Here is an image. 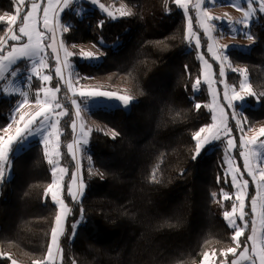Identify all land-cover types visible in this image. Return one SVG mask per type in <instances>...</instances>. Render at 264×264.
I'll list each match as a JSON object with an SVG mask.
<instances>
[{"label": "trees", "instance_id": "1", "mask_svg": "<svg viewBox=\"0 0 264 264\" xmlns=\"http://www.w3.org/2000/svg\"><path fill=\"white\" fill-rule=\"evenodd\" d=\"M99 1L107 6L124 2L133 15L112 20L99 9L83 16L69 14L64 19L73 28L63 39L68 45L98 47L103 54L100 63H87L77 54L72 58L79 73L128 87L135 100L129 111L98 109L91 113L95 122L117 135L113 138L102 131L90 134L89 149L97 173L84 175L85 192L80 201L67 193L76 170V161L67 149L75 135L69 127L72 118L62 124V164L69 169L64 199L71 210L66 234L60 240L63 264H72L73 260L76 264H200L203 253L213 250L220 264V250L234 246L233 229L218 214L216 205L222 200V190L233 195L235 189L226 175L219 148L204 151L193 160V134L212 120L203 107L209 97L207 86L201 83L198 91L193 90L197 78H202V66L195 47L185 39L184 16L173 0ZM5 13L15 14L13 0H0V15ZM6 27V21L0 22V36ZM251 34L252 48L248 52L232 49L229 56L234 65L248 70L250 83L259 95L264 92V26L253 23ZM203 49L220 79L207 44ZM237 77L232 74L229 80ZM39 86L40 81L34 78L33 102ZM65 94L64 88L61 98ZM15 102V98L0 96V128L10 122ZM250 102L256 105L255 98ZM196 103L202 105L200 110L195 109ZM245 112L248 125L264 126V96L259 106ZM238 151V164L244 170ZM157 166L159 182H153ZM11 168V178L5 179L0 188V253L32 264L47 252L58 211L51 197L45 195L53 178L51 166L42 144L32 142L12 155ZM255 193L251 184L248 211ZM231 203L227 200L224 209L229 211ZM73 223H77L74 235ZM249 233L250 226L246 235ZM232 258L228 254V260ZM10 262L0 256V264Z\"/></svg>", "mask_w": 264, "mask_h": 264}, {"label": "snow or ice", "instance_id": "2", "mask_svg": "<svg viewBox=\"0 0 264 264\" xmlns=\"http://www.w3.org/2000/svg\"><path fill=\"white\" fill-rule=\"evenodd\" d=\"M81 0H13L15 6V14L0 15V22L6 21L7 27L4 35L0 36V82L6 83L0 89V95H5L9 100L15 98V104L11 107L9 115V123L0 128V184L6 179V170L11 167V154L15 151L22 150L29 142L30 138L40 137L44 144V155L47 162L52 166L53 175L52 182L45 189V195L51 193V199L58 206L57 214L54 218V226L51 228V239L47 246V252L41 259L32 261V264H57V259L63 261V248L60 246V238L66 234L64 222L67 215L71 211L61 198V190L63 188V175L67 173V169L59 166V157L61 153L60 136L62 129L60 128L61 119L67 116L68 109L58 100L57 94L61 92V87L66 88V99H70L74 108V114L77 118L81 116L83 111L82 105L87 107V103L92 98L107 97L114 98L121 102L124 107H128L135 97L131 95H121L112 91H101L98 88L85 90L83 87L77 89L80 79H91V77H76L73 79V73H69L65 78L63 69L69 68L68 58L73 55L68 50V46L63 39L64 34L68 33L73 25L70 21L64 19L69 14L79 16L82 9L79 7ZM225 0H173V3L183 10L187 19V31L185 39L191 43L195 39L197 49L200 48V38L193 30V18L189 15V6L196 12V22L203 29L204 34L210 41L207 45L208 52L211 53L213 60L219 62V78L214 80L211 74V64L204 60L201 54L198 58L203 62L206 69L209 70L205 75L204 82L208 85L211 101L204 104L211 113L212 123L199 128L193 134L195 141V151L193 160L197 158L208 146L213 142L226 138L225 143V162L228 164V172L231 174V184L237 191L235 193L236 202L232 203L230 211L223 212V218L227 225L233 229L231 241L234 246L220 250V256L223 257L220 264H264V140L259 137L264 136V127L259 130L257 136L248 138L244 132V123L247 117L244 116V105L248 97H254L256 102H260V97L264 96V92L259 95L253 91L252 85L248 79V70L246 68L237 69L231 66L229 56L226 52L228 45H222L216 48L213 41V31L217 30V25L213 21H218L221 25L219 32L222 35L240 34L241 29L234 27L235 24L242 25L243 29H249L244 32L249 41L254 39L250 32L253 16L257 13H264V0H242L246 7H240L236 0H227V3L235 6L238 11L243 13L242 19L233 21L231 17L224 19L222 17L211 16L208 12L209 7L218 6ZM93 5L99 3V0H91ZM258 4V9L253 7ZM99 8L106 12L108 17L115 19L113 12L109 10L103 3H99ZM120 16H131V9H126L125 5H121L117 9ZM228 25V33L224 32L223 25ZM103 21L100 22V26ZM13 41L11 45L8 41ZM75 47V45H72ZM50 50V51H49ZM63 52V61H61L60 53ZM82 58L90 61L99 60L100 56L92 52L81 53ZM55 61V76L59 83L55 87H46L45 82H51L53 76L45 73V69L50 68L49 60ZM231 68L233 72H238L243 79L239 83V88L235 85H229L223 79L226 75L225 64ZM40 81V86L35 89L34 103L38 106V110L34 113L23 111L26 105L32 103L30 93L32 92L33 78ZM21 81L23 87L20 86ZM219 83L224 85L223 101H219V92L213 86ZM201 80L198 77L193 90L198 91ZM43 93V97L41 96ZM71 93V97L67 96ZM80 97V101L72 98ZM196 110H200L202 105L196 103ZM231 109V113L226 112ZM229 116L235 121V127L242 135L239 138V144H236L232 137V128L229 127ZM71 127L73 133L76 131V120L72 121ZM251 131V129H248ZM92 131L91 128H85L84 124H80V135L77 138L74 135L73 143L67 144V149L76 159L75 150L80 149L81 145L88 143V136ZM203 134V135H202ZM113 138L117 133L113 132ZM51 145V151L49 147ZM233 149H239V156L243 158V168L248 177H251L255 185L256 193L250 198V213L245 211V200L248 199L249 180L244 179V172L234 167V157L229 153ZM79 170V163H77ZM57 170L60 176L57 177ZM157 166L152 173L153 182L156 180ZM91 173V170H90ZM227 182V181H226ZM76 185V191L73 186ZM84 184L82 179L78 183L77 173L72 174V179L67 185V193L73 200H78L83 195ZM213 197L216 193L212 194ZM225 200H231V194L222 190ZM238 202V203H237ZM251 219H246L247 216ZM83 218V209H81V219ZM237 220L242 223H237ZM79 223V222H77ZM77 223L72 224L73 235ZM250 226V233L246 235ZM246 236L244 240L240 238ZM71 239V237H69ZM240 250L239 252L237 250ZM228 254L233 257L228 260ZM212 255H216L213 250ZM0 256H6L11 260V264H18L12 259L10 254L0 253ZM209 257L208 252L203 253L201 264H207ZM72 264H76L73 260Z\"/></svg>", "mask_w": 264, "mask_h": 264}, {"label": "rangeland", "instance_id": "3", "mask_svg": "<svg viewBox=\"0 0 264 264\" xmlns=\"http://www.w3.org/2000/svg\"><path fill=\"white\" fill-rule=\"evenodd\" d=\"M82 2H86L87 4L84 5V3H82ZM99 3H102V2L99 1ZM99 3L96 4V5H93L91 3V0H81L79 7L82 9V12H81V14L79 16H83L89 10L99 9V11L101 13H103L104 15H106L108 17L107 13L104 12V11H102L99 8ZM236 3H239L240 7H246V5L242 2V0H236ZM121 5H125L126 6V9H131L124 2H117V3H114V4L110 5V6L105 5L106 7L109 8L110 11L113 12L114 16L116 17L115 19L111 18L112 20H119V19H122V18L126 17V16H120L119 12L117 11V9H119L121 7ZM253 7H255V8L258 9L259 5L258 4H254ZM180 10H181V12H182V14L184 16V20H185V24H186V31H187V19H186L184 13H183V10L182 9H180ZM192 10L195 12V10L192 9V7L190 5L189 6V15H191L192 18H193V30L199 36V38H200V45L201 46H200L199 49H197L195 39H192L191 40V43H189V44L192 45L193 47H195V49L197 51V57H199L202 54L203 57H204V60H207L208 63L211 64V66H212L211 67V74L213 76V79L214 80H218V78L216 76V71H215L213 62H211L207 58V56L204 54V49L203 48H204V46L206 44L208 45V43L210 41L208 40V37L205 34H204V36L207 38V40H205V42L200 37V34L197 31L196 26H195V20H194V16H193ZM207 10H208V12H209V14L211 16H214V17H222L224 19H227L228 17H231L233 21L240 20V19H242V16H243V13L241 11H238L235 6H232V5L228 4L227 3V0H225V2L223 4L218 5V6L209 7ZM9 15H11V14H9ZM195 15H196V12H195ZM213 23H215L217 25V30L216 31H213V33H212L213 38H214L212 42L214 43V45H215L216 48H219L222 45H228L229 47L226 50L228 56H229V51L232 50V49H236V50H239V51H242V52H248L252 48V46L254 45V39L252 41H249L246 38V35L243 34L244 32L249 31V29H243L242 25H240V24H235L234 25V27H236L237 29H241L240 34H237V35L224 34V35L221 36V34H220L219 30H218L219 27H221L220 23L218 21H213ZM253 23H260L261 25L264 26V13H259L257 11V13L252 18L251 26H252ZM223 28H224V32L225 33H228V25H226V24L223 25ZM201 30L203 31V29H201ZM250 32H251V27H250ZM9 45H11V44H9ZM74 45H75V47H72V45H68L67 44L68 50L70 52H72L73 55L68 58L70 67L63 69V73H64L65 78L68 77V74L69 73H73V79L75 80V78L77 76L78 77H81V78L84 77V76H82L79 73V71L77 70L76 65L72 61V58L76 54L79 55V57L83 61H85L87 63H90V64L100 63L102 61V59H103V54L101 53V51L99 50V48L96 47V46H94V45H90V44H74ZM206 50H207V53L209 54V56L212 57L211 53L208 52V48ZM82 51L83 52H92L95 55L100 56V59L99 60H95V61H90V60H88L86 58H82V55H81ZM60 56H61V61H63V52L60 53ZM199 61H200L201 66H202L201 83L205 84L207 86V88H208V85L204 82V79H205V75L208 74L209 70L204 67L203 62L200 59H199ZM229 61H230L232 67H235L237 69H243V68H245V67H240V66L234 65L233 62L230 59V56H229ZM214 62L218 66V70H219V67H220L219 62L216 61V60H214ZM49 64H50V68L49 69H45L44 71H45V73H50L53 76V79H52L51 82H45V86L46 87H55L56 84L59 83L58 78L55 76V72H54V69L56 67V64H55V61L52 60V59L49 60ZM225 72H226V75L223 78L225 80V82L227 84H229V85H235L237 87V89H238L239 88V83H240L241 79H243V77H241L238 72H233L231 70V68L228 67V64L227 63L225 64ZM232 74H234L236 77L237 76L238 77L235 78V79L233 78V80H229V76L232 75ZM247 74H248V79H249V82H250L249 73H247ZM5 83H6V81L5 82H0V89L3 88V85ZM20 86L21 87L24 86L22 81L20 83ZM213 86L219 92V101H220V103L226 104V101H223V99H222L224 85L223 84L216 83ZM31 87H32V85H31ZM76 87H77V89L83 87L85 90L98 88L101 91H112V92H116V93L121 94V95L127 94V95H131L132 96V94L130 92V89L128 87H124V86H121L119 84L110 85L106 81L99 80V79H80L79 80V84H77ZM62 89H64L63 86L61 87V90ZM252 89H253V87H252ZM253 91H254V89H253ZM32 92L30 93V100H31V94H32ZM66 92H67V90H66ZM208 94H209V90H208ZM71 95H72L71 93H67V96L71 97ZM41 96L43 97V93H41ZM57 98L64 105V107L68 109V113H69L67 116H65V117H63L61 119L60 128L62 129V124L64 126V124L67 123L69 117H71L72 118V121L73 120H76L77 127H76V131H75L74 134H75V136L77 138H79V135H80V124L81 123L84 124L85 128H91L92 129V131L90 132V134L93 131H102V132H104V133H106L108 135L113 136L112 135L113 134V131L110 130L109 128H105L101 124L95 122L94 119L91 116V113L93 111H95V110H98V109L113 110V109H119L120 108V109H123L125 111H129L130 110V107H131V104L134 102L133 101L128 107H124L121 104V102L117 101L114 98H107V97L92 98V99H90L88 101L87 107H84L82 105L83 111L81 112V116L79 118H77L75 116V114H74V108L71 105L70 99H66V94L64 95V98H61L60 93H58L57 94ZM72 98L77 99L78 102L80 101V97L78 95L75 96V97H72ZM250 98H252V97H248L247 102L244 105V116H246V117H247V113L245 112V110L247 108L249 109V108L257 107V106H259V103H260V102L259 103L256 102V105L253 106V104L250 102ZM210 101H211V96L209 94L208 102L207 103H209ZM37 110H38V106L35 105V103L33 101L29 105H26L25 108L23 109V111L30 112V113H34ZM226 112H228L230 114L231 113V109H226ZM72 121H70V123H69V127H70L71 130H73L72 127H71ZM228 123H229V127L232 128V137L235 139L236 144H239V138L242 135V133L239 130L236 129V127H235V121L232 120L230 118V116H229ZM243 127L245 129L244 134L248 138H251L253 136H257L259 134V130L262 127H264V126L251 127L250 125H248V117H247V121L244 123ZM249 128L251 129V131L248 130ZM63 130L64 129H62V135L60 136V147H59V151L61 153V156L59 157V166L67 169V173L63 175V181H62L63 188H62L61 193H60L61 198L64 199L65 181H66V178L69 175V169H68L67 166H64L62 164L61 139H62L63 132H64ZM90 134H89V136H90ZM89 136H88V143L86 145H81L80 149L75 150L76 170H75L74 173H77V175H78V183H79V180L80 179H82V181H83L84 175L89 174L91 176H94L97 173L96 170H95V168H94L93 157H92L91 152H90V149H89ZM259 139L260 140H264V136L259 137ZM32 142H40L42 144L43 148H44V144L41 142L40 137L37 136L34 139L30 138L29 142L24 146V148L22 150L15 151L14 154H11V156L12 155H18L19 153H21L22 151H24L25 149H27L31 145ZM225 143H226V138H223L222 137L221 140L213 142V144L210 145V146H208L204 151L214 150L216 148H219L221 150L222 155H223L224 165H225V172H226V175L231 180V174L228 172V164L225 162ZM49 150L51 151V145L49 147ZM236 150L237 149H233L229 153V155L231 157H234V167L239 168V170L241 172H244V179H248L249 180V188H248V196H249L250 185L251 184L254 185V184H253V182L251 180V177H248L247 176V173L239 167L238 157L235 154L236 153ZM204 151H202V152H204ZM238 154H239V151H238ZM241 159H243V158L241 157ZM77 163H79V170L77 169ZM11 164H12V158H11ZM51 168H52V166H51ZM90 170H91V173H90ZM11 175H12V168L10 167V169H7L6 170V179H10L11 178ZM59 176H60V173H59V170H57V177H59ZM52 180H53V178H52ZM1 185L2 184H0V188H1ZM84 187H85V185H84ZM76 188H77V186L74 185L73 186V191H76ZM234 189H235V192H234L233 195H231V197H232L231 200H229L232 203L236 202V200H235V193H236L237 189L235 187H234ZM84 192L85 191L83 189V195L80 196L78 200H74V201H80L82 199V197L84 196ZM48 195L51 197V193H48ZM226 201L227 200H225L223 198V195H222V200L220 202H218L217 205H216V210H217V212H218V214L220 216H223V212L224 211H227V210L224 209V204H225ZM64 202L67 205V207L70 209L69 203L66 202L65 199H64ZM232 203H231V206H232ZM245 204H246L245 211L250 213V210L249 211L247 210V199L245 200ZM57 208H58V206H57ZM69 214H70V212H69ZM69 214L67 215L66 220L64 222V228H66V224H67V220H68ZM237 223H242V222L239 221V220H237ZM212 252L213 251L208 252L209 253V257H208L207 264H217L216 263V255L213 256L212 255ZM10 264H11V262H10ZM18 264H22V263L18 262Z\"/></svg>", "mask_w": 264, "mask_h": 264}, {"label": "crops", "instance_id": "4", "mask_svg": "<svg viewBox=\"0 0 264 264\" xmlns=\"http://www.w3.org/2000/svg\"><path fill=\"white\" fill-rule=\"evenodd\" d=\"M206 40H207V38H206ZM12 43H14V42L13 41H10V40L8 41V44H12ZM60 240H61V238H60ZM57 264H61V261L59 259H57ZM62 264H63V261H62Z\"/></svg>", "mask_w": 264, "mask_h": 264}]
</instances>
